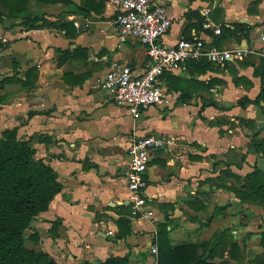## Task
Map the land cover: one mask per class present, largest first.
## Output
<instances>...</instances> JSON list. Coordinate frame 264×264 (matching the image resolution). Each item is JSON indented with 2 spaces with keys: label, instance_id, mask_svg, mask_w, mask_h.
<instances>
[{
  "label": "crops",
  "instance_id": "obj_1",
  "mask_svg": "<svg viewBox=\"0 0 264 264\" xmlns=\"http://www.w3.org/2000/svg\"><path fill=\"white\" fill-rule=\"evenodd\" d=\"M73 1L38 6L30 0L50 20L61 16L62 27L26 28L21 17L15 25L0 22V37L6 38L0 79L14 77L0 82V130L16 127L62 183L48 208L32 219L27 245L57 264L110 256H126L128 264H193L197 255L205 264H264V201L243 202L232 189L240 180L244 185L243 176L254 167L264 171V155L252 148L254 137H264V101L238 104L260 92L254 71L261 55L224 63L190 60L166 70L161 82L171 103L151 104L134 118L100 79L115 60L142 72L146 47L131 36L118 38L110 0ZM156 1L172 20L164 44L197 36L218 47L261 45L264 0ZM191 10L201 14L202 26L197 17L188 18ZM65 50L71 55L60 62ZM33 67L37 77L27 78ZM150 133L171 136L174 143L155 149L144 171L153 218H135L125 177L129 146ZM213 242L211 253L207 243Z\"/></svg>",
  "mask_w": 264,
  "mask_h": 264
},
{
  "label": "trees",
  "instance_id": "obj_2",
  "mask_svg": "<svg viewBox=\"0 0 264 264\" xmlns=\"http://www.w3.org/2000/svg\"><path fill=\"white\" fill-rule=\"evenodd\" d=\"M36 2L38 6L56 2L74 3L73 0H36ZM187 16L190 19L197 17V26H202L203 17L198 11L191 10ZM18 17L22 18L20 23L26 28L65 25L61 16L50 20L44 12L34 11L30 6V0H0V22L8 19L13 20L12 25H15L17 22L14 20ZM249 30L250 26H245L244 34L247 35ZM2 45L3 42L0 39V48ZM70 55L71 53L65 50L59 61H64ZM35 71L34 67L27 70V78L32 75L35 79L37 77ZM254 72L261 77L260 92L254 99L240 98L238 104L256 103L260 105L261 101H264V56H261L260 63L255 67ZM13 78L0 79V82ZM33 85L34 80L32 79L27 87ZM0 101H2V96H0ZM262 107L264 110V105ZM32 113L33 111L30 115ZM252 148L264 155V137H254ZM243 179L244 185L240 180V184L232 186L240 200L243 202L264 201V171L254 167L252 171L243 176ZM61 189L62 183L57 171L47 159L36 156L35 147L29 139L18 137L16 127L0 130V264H57L56 261H50L51 256L45 251L28 246L26 240L27 229L32 219L48 208L52 198ZM210 244L214 247L211 250L212 253L217 242L207 243L208 246ZM235 245L233 243V246ZM262 245L264 247V236ZM159 261L162 262L161 258ZM205 261L206 259L197 255L193 264H205ZM81 264H128V258L110 256L101 262ZM220 264H227V262L222 261Z\"/></svg>",
  "mask_w": 264,
  "mask_h": 264
},
{
  "label": "built area",
  "instance_id": "obj_3",
  "mask_svg": "<svg viewBox=\"0 0 264 264\" xmlns=\"http://www.w3.org/2000/svg\"><path fill=\"white\" fill-rule=\"evenodd\" d=\"M110 3L116 10L113 25L118 38L125 40L131 36L137 39L146 47L147 58L142 72H136L129 64L113 61L100 79V85L109 91V97L115 103L127 105L134 118L151 104L171 103L172 95L161 82L166 70L179 68L190 60L224 63L246 59L253 53L264 56V31L260 34L261 45L257 48L253 45L218 47L197 36H181L174 44L168 45L162 43V36L169 30L172 20L164 4L156 0H110ZM74 23L78 27L82 24L79 20ZM84 24L89 26V21L86 19ZM214 30L219 33L221 28L216 26ZM173 143V137L158 133L133 138L125 173L127 186L132 192L133 217L153 218L154 208L146 192L144 171L155 149ZM151 250L158 252L157 243L152 245Z\"/></svg>",
  "mask_w": 264,
  "mask_h": 264
},
{
  "label": "water",
  "instance_id": "obj_4",
  "mask_svg": "<svg viewBox=\"0 0 264 264\" xmlns=\"http://www.w3.org/2000/svg\"><path fill=\"white\" fill-rule=\"evenodd\" d=\"M50 261H54V258L53 257H50ZM84 263H86V261H84Z\"/></svg>",
  "mask_w": 264,
  "mask_h": 264
}]
</instances>
